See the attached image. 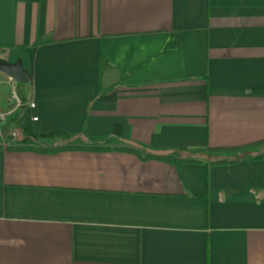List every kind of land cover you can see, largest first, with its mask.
Segmentation results:
<instances>
[{"label": "crops", "instance_id": "1", "mask_svg": "<svg viewBox=\"0 0 264 264\" xmlns=\"http://www.w3.org/2000/svg\"><path fill=\"white\" fill-rule=\"evenodd\" d=\"M0 59V264H264V0H0Z\"/></svg>", "mask_w": 264, "mask_h": 264}, {"label": "water", "instance_id": "2", "mask_svg": "<svg viewBox=\"0 0 264 264\" xmlns=\"http://www.w3.org/2000/svg\"><path fill=\"white\" fill-rule=\"evenodd\" d=\"M0 72L20 84H29L31 76L21 62L10 63L0 59Z\"/></svg>", "mask_w": 264, "mask_h": 264}, {"label": "rangeland", "instance_id": "3", "mask_svg": "<svg viewBox=\"0 0 264 264\" xmlns=\"http://www.w3.org/2000/svg\"><path fill=\"white\" fill-rule=\"evenodd\" d=\"M18 85H19V87L22 86V84H18ZM14 93H15V95H19L18 91H15ZM14 93H13V97L15 96ZM13 101H14V102H17V98L14 97ZM1 121H2V120H1ZM1 121H0V124H1Z\"/></svg>", "mask_w": 264, "mask_h": 264}, {"label": "built area", "instance_id": "4", "mask_svg": "<svg viewBox=\"0 0 264 264\" xmlns=\"http://www.w3.org/2000/svg\"><path fill=\"white\" fill-rule=\"evenodd\" d=\"M18 105H20V104H18ZM32 106H34V105H32ZM3 119H5V115H0V121Z\"/></svg>", "mask_w": 264, "mask_h": 264}]
</instances>
